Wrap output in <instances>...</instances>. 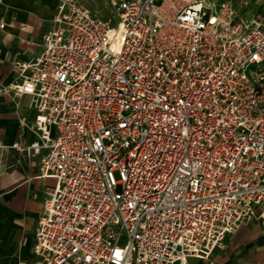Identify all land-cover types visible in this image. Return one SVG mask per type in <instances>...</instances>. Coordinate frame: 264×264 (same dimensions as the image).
<instances>
[{
	"label": "built area",
	"instance_id": "2783aa9c",
	"mask_svg": "<svg viewBox=\"0 0 264 264\" xmlns=\"http://www.w3.org/2000/svg\"><path fill=\"white\" fill-rule=\"evenodd\" d=\"M107 4L113 26L58 0L1 88L31 97L37 141L0 147V174L43 151L54 179L32 264L208 260L264 218V21L247 0Z\"/></svg>",
	"mask_w": 264,
	"mask_h": 264
},
{
	"label": "crops",
	"instance_id": "0c3cea01",
	"mask_svg": "<svg viewBox=\"0 0 264 264\" xmlns=\"http://www.w3.org/2000/svg\"><path fill=\"white\" fill-rule=\"evenodd\" d=\"M97 4L99 0H78ZM58 0H8L0 4V147L37 141L31 128L37 112L31 97L12 98L1 88L12 81L15 60L30 61L41 52V37L52 26ZM246 16L264 21V0H250ZM40 154L23 157L21 166L0 174V264H32L35 229L54 179L40 178ZM13 156L17 154L11 150ZM188 264H264V218L242 221L226 236L224 246L208 260L189 258Z\"/></svg>",
	"mask_w": 264,
	"mask_h": 264
},
{
	"label": "rangeland",
	"instance_id": "374dc122",
	"mask_svg": "<svg viewBox=\"0 0 264 264\" xmlns=\"http://www.w3.org/2000/svg\"><path fill=\"white\" fill-rule=\"evenodd\" d=\"M99 3H95V4H91L90 2L86 1L85 3L82 2V4L90 11V13L94 14L95 16L103 19V20H107L109 22H111V25H115V20H113L112 18V13L109 10L108 4H107V0H99ZM233 3V5H238L239 2L241 0H229ZM248 3H250V0H247ZM80 2V1H79ZM249 9V5L247 6V8L244 10V16L248 17L245 15V13L247 12V10ZM114 177H117L116 174Z\"/></svg>",
	"mask_w": 264,
	"mask_h": 264
}]
</instances>
